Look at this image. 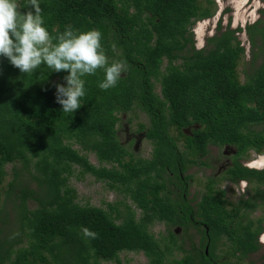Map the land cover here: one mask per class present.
<instances>
[{"label":"trees","instance_id":"16d2710c","mask_svg":"<svg viewBox=\"0 0 264 264\" xmlns=\"http://www.w3.org/2000/svg\"><path fill=\"white\" fill-rule=\"evenodd\" d=\"M18 2L28 10V0ZM39 3L52 35L68 25L81 32L97 29L109 64L124 62L127 70L106 91L98 87L103 69L85 76L82 105L71 114L55 102L53 86H66L67 71L42 65L23 74L0 56V264H99L118 261L121 250L141 251L147 264H231V257L240 262L256 251L263 217L242 220L241 211L264 208V170L241 159L264 154V20L244 26L261 60L244 69L240 80L239 26L218 22L201 47L192 41L190 26L212 14V0ZM134 109L146 116V123H137L150 143L146 157L133 154L116 134L119 114ZM208 144L234 148L223 177L250 184L246 197L227 201L210 176L194 203L185 197V170L205 164ZM79 149L109 165L92 164ZM7 162H19L26 178H17L13 165L3 186ZM73 166L117 188L133 206L122 200L107 209L79 204L67 182ZM154 221L165 225V235L149 230ZM173 225L194 227L198 240L183 248ZM175 250L182 253L175 256Z\"/></svg>","mask_w":264,"mask_h":264},{"label":"rangeland","instance_id":"374dc122","mask_svg":"<svg viewBox=\"0 0 264 264\" xmlns=\"http://www.w3.org/2000/svg\"><path fill=\"white\" fill-rule=\"evenodd\" d=\"M214 7L211 15L203 18L194 20L190 26L192 41L196 47H201L204 44L205 37L211 35L216 30V25L219 22L221 26L228 24L230 28L240 27L238 31H235L236 38L239 40V44L243 46V57L238 64V74L239 79L243 80V70L247 69L251 64H257L260 60V54L255 52V47L251 50L247 34L245 32L244 26L257 20H264V11H260L264 7V0H212L209 4ZM164 64V61L163 63ZM154 90L158 91V83H154ZM120 120L117 127V136L121 142L126 139L125 127L128 129L135 127L137 122H145V114L134 109L129 112H121L119 114ZM184 132L188 133V127L182 129ZM72 147L78 148L75 143L71 144ZM129 149L135 155L141 157H146L149 155L150 143L144 138L139 142L134 143L129 141L127 144ZM79 151L87 157L88 161L92 164L98 166L104 164L108 166L107 162H98L94 154L90 151ZM234 152V148L230 145H207V152L201 157L205 161V164H192L185 170L186 173L190 174L185 187V197L194 202L198 199L200 194L204 190V183L206 177L210 176L216 179L214 186L222 188L224 191V197L227 201L235 203L239 197H246L250 192L251 185L245 180H238L237 182H231L230 180L223 177V170L229 165L230 155ZM249 159H241L242 164L249 166L250 161L256 159L259 155H255L250 152ZM13 165L17 169L20 167L19 162H7L4 164V180L3 186L6 182L13 176ZM16 177L24 180L27 173L25 170L17 169ZM68 184L74 188L76 193L75 200L79 204H92L98 205L107 209V203L114 204L117 201H125L131 203L128 196H125L117 188L110 187L107 185L106 181L103 179L96 178L90 173H78L77 166H73V173L68 177ZM173 188L172 184L168 185ZM28 207H33L35 202L28 199L26 202ZM7 207V206H6ZM8 209V208H7ZM135 213H138V209H135ZM241 219L245 220L247 217L255 218L257 216H262V229L260 231L262 241H259V248L256 251L248 253L243 257L240 262L236 261L235 258L231 257L229 260L231 264H248L249 262H260L264 261V208H255L252 210L241 211ZM174 229L177 238L179 239V244L183 248H187L188 242H196L198 240V232L192 226H187L183 230L178 225L171 226ZM149 230L153 233L155 237H161L165 235V225L161 221H154L150 226ZM259 235V234H258ZM182 252L180 250H175L173 254L179 256ZM118 261L113 260H100L99 264H147L146 257L141 251L134 250H121L117 254Z\"/></svg>","mask_w":264,"mask_h":264},{"label":"clouds","instance_id":"9594fccd","mask_svg":"<svg viewBox=\"0 0 264 264\" xmlns=\"http://www.w3.org/2000/svg\"><path fill=\"white\" fill-rule=\"evenodd\" d=\"M21 9L18 0H0V56L23 74L34 73L42 65L54 72L67 71L63 77L66 86L53 84L55 102L62 112L72 114L81 107V98L86 94L85 76L103 69L104 78L98 87L106 91L117 86L127 66L124 62L109 64L99 30L81 32L68 25L52 35L45 27L39 0H28V10ZM249 167L264 170V154L250 161ZM84 232L95 238L89 230ZM261 239L259 233L258 241Z\"/></svg>","mask_w":264,"mask_h":264},{"label":"flooded vegetation","instance_id":"af4514ba","mask_svg":"<svg viewBox=\"0 0 264 264\" xmlns=\"http://www.w3.org/2000/svg\"><path fill=\"white\" fill-rule=\"evenodd\" d=\"M141 111V110H140ZM143 112V111H142ZM120 120V119H119ZM140 122V121H139ZM138 123V122H137ZM137 123L135 124V127H131V128H129L128 129V127L127 126H124L125 127V132H127V134H126V139L124 140V142H121L120 140V142L123 144V145H125V146H127V144L129 143V141H133L134 143H137V142H139L141 139H145V140H147L148 141V139L145 137V135H144V131L143 130H139V129H137ZM143 123H146V121L145 122H143ZM118 124H119V122L116 124V134H117V127H118ZM189 132V131H188ZM149 142V141H148ZM209 145V144H208ZM130 150H132V149H130ZM173 185V184H172ZM173 187H174V185H173ZM174 189L175 190H177V188L176 187H174ZM204 191V190H203ZM190 203H194V202H190Z\"/></svg>","mask_w":264,"mask_h":264}]
</instances>
